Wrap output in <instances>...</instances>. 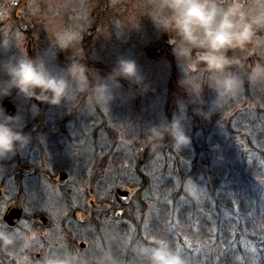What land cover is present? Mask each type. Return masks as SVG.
<instances>
[{
    "label": "trees",
    "instance_id": "1",
    "mask_svg": "<svg viewBox=\"0 0 264 264\" xmlns=\"http://www.w3.org/2000/svg\"><path fill=\"white\" fill-rule=\"evenodd\" d=\"M179 94V90L170 92L164 106V120L171 121L180 114L179 106H185L184 126L191 144L181 152L172 147L167 136L150 143L143 127L134 128L137 132L132 133L119 122L121 132L118 133L114 126L111 127L114 121L104 120L98 109L95 111L98 121L93 123L92 118L85 119L84 126L75 136L73 130L77 123L75 107L72 106L76 99L66 108V116L61 122L67 120L72 127L68 130L61 127L57 132L62 134V146L58 148L60 152L62 148L72 151L82 160L75 169L79 164L80 170L86 173L81 177L88 197L120 212L119 219L113 218V228L119 230L122 237L125 233H132L129 247H116L122 250L120 260L126 255L129 261H136L130 253V246L136 244L134 240H140L146 233L153 235L152 231L157 226L160 228L164 218L174 210L178 217L188 220V235L207 241L205 260L201 264H249L246 262L250 257L246 249L248 243L259 239L257 235L261 233L264 239V85L252 89L245 84L240 95L225 103L209 121L195 115V110L201 106L207 110L209 98L190 102L185 97L178 103L174 97ZM17 97L15 93L11 95L18 111H27L35 103H26L23 99L19 107ZM39 107L41 116L30 117L24 127L27 133V128L33 126L31 142L37 150H41L40 139H47L44 135L51 132L36 131V127L45 123L48 128L49 121L45 120L53 116L51 106ZM56 113L55 119L59 117L58 111ZM49 118L52 125L56 124L54 118ZM212 121H216L213 128ZM47 144H50L49 140ZM85 147H89L87 154ZM220 147L221 154L218 153ZM31 149L28 146L23 150L27 151L26 156ZM60 154L51 155L53 158L46 160L52 173L59 170L52 163L64 161L62 166L69 164L65 160L71 158ZM75 169L66 168L70 173ZM188 182L191 188L202 190L199 191L202 195L200 201L188 193ZM118 189H130L125 201L119 198ZM109 192L115 196L114 201H111ZM101 193L102 197H98ZM154 210L167 215L154 219ZM148 213L152 219L143 224L142 218ZM201 258L198 256L197 260Z\"/></svg>",
    "mask_w": 264,
    "mask_h": 264
},
{
    "label": "rangeland",
    "instance_id": "2",
    "mask_svg": "<svg viewBox=\"0 0 264 264\" xmlns=\"http://www.w3.org/2000/svg\"><path fill=\"white\" fill-rule=\"evenodd\" d=\"M20 1L22 0H0V8L9 6L11 8L9 17H13L12 13H16L18 5L21 3ZM27 2L29 7L28 10L32 14L29 18L38 23L37 27L40 25L45 27L44 33L41 34L40 40L36 41L35 38H32V42H29L22 37L23 35L18 33L17 29L10 27L11 22H9L7 26H5V24L0 25V61H6L8 57L17 56L19 54L18 50L26 49L27 54H31L30 57L39 55L43 57L50 69L59 70L60 68L66 67L71 60L67 61L66 57V59L62 61L59 52H56L57 49L52 46L55 43L56 35L62 32H72L76 33L77 38L81 40V34H85L86 31L87 35L92 28L93 32L90 41L92 46L89 50L88 47H86V55H90L91 60L89 68L98 72L101 76H105L112 70L118 59H131L136 62L141 73L146 78L145 82L150 86L146 95H136L134 99L127 100L123 103L117 100L109 109L96 107L94 110H90L86 105L87 93L77 91L76 100L75 98L73 99L75 103H73L72 106V108L75 107L77 123L73 130L75 136L78 135L77 132L84 126L85 119L92 118L94 120L93 123L96 122V109L99 110L104 120L114 121L111 123V127L114 126L118 133L121 132L119 122H122L128 130L135 133L137 131L134 128L138 129V127H143V129H145L144 132H146L148 127L159 125L165 121L164 106L166 100L170 97V92L173 93L179 90V96H172L174 97V101L178 103L185 97L188 98L190 102L192 99H194V101H200L205 97L209 98L210 101L213 99L214 94L208 89L205 81L199 76L193 74L188 78V82L184 87L179 85L182 74L172 55V46L168 44V39L167 41L163 39L166 34L158 32L151 18L147 16L150 12V0H105V7L103 9H101V0H27ZM94 11H96V15L93 14ZM0 20L2 22L5 20L4 14H1ZM21 38L22 41L19 42ZM76 40L73 41L75 46H70L73 49L77 48L76 44H80V40L77 42ZM1 41H3V46ZM27 48H31L29 49L31 52ZM13 49H15L16 54L9 55ZM147 49L154 52V56L151 59L146 55ZM258 58L259 57L254 55L247 60V63L250 64ZM83 63L85 62L83 61ZM89 79H91V77H89ZM121 83L123 85L121 90L122 93L127 94L129 89L128 82L121 81ZM250 88L253 89V87ZM17 98L19 102L18 105L17 103L16 105L20 107V102H22L23 98L20 96ZM24 101L28 103V101ZM70 104L67 106L61 105L52 107L50 113H53V116H48L45 120L47 122L49 121L48 128L45 123L36 127V131L50 130L51 132L44 135L47 139H40V143L42 144L41 150L35 149L31 142V144H29L32 148L31 153L26 156L25 151L19 152V157L16 158L20 160H17V162L14 160L16 166L20 165V163H27V166L22 168L27 178L24 187L26 189L29 187L31 190L28 194L27 201L36 203L37 205L42 204L41 202H46L45 204L47 205V200L44 198L53 199V201L56 202L55 199H59L60 195L67 190L65 189V184L67 183L68 186V181L69 187L75 190L74 197L78 193H83V195L86 194V191L83 190L84 185L81 177L82 174L85 175L86 173L82 171V169L80 170L79 164L75 169L78 162L82 163L81 159H78V157H73L71 159L67 158L65 161L69 164L64 166H62L64 161L52 163V166L56 169H60L61 167L68 169L74 167L75 169L74 172L70 173V176H68V179L62 187L56 185L55 181L58 179V175L56 172V175L52 173L46 163L47 158H53L51 155H61V152L63 156L69 154L68 150L65 148H62L63 150L60 152L58 146H62V134H58L57 132L61 127H65L67 130L72 127L68 121L63 124L60 122V119L64 120L66 108H69ZM56 111H58L59 115L57 119H55L57 115ZM19 112L23 115L25 124H28L30 122V117H32L29 109L27 111L19 109ZM49 117L54 118L56 124L52 125ZM214 123H216V121H212L210 124L213 125ZM214 126L215 125H213L212 128ZM32 129L33 127L28 128L27 134L32 133ZM95 129L94 127V130ZM48 140L50 144H47ZM67 149L69 148L67 147ZM88 149L89 147L84 148L86 154ZM47 151L49 152L47 153ZM218 151V153L221 154L222 148L220 147ZM82 152L83 151L80 150V153ZM36 167L38 172L35 171ZM51 173L54 174L52 177L50 175ZM34 181H39L40 184L36 185ZM189 183L190 182L186 184V187L189 188L187 189L188 193L195 200L200 201L202 195L199 191L202 190L197 191L194 187L191 188ZM124 190L125 189H121V191ZM126 191H130V189ZM102 195L101 193L98 197H102ZM109 195L111 201H114L115 196L110 192ZM119 198L122 199L121 201H125L126 199V197L122 196H119ZM41 199L42 201L40 202ZM95 202L94 200V203ZM95 204L97 205V203ZM101 204L102 203H98V205ZM60 205L59 202V209ZM77 206L79 210H82L81 213L84 214L83 210H86L85 203L80 201ZM181 206H183V204H181ZM50 211L53 212L52 209ZM66 212L67 211L64 209L63 213ZM119 214V211L109 209L105 213L92 215L87 223L84 221L82 214H80L78 220L73 219L72 222H68V224L63 220L64 216H62L60 220L49 216V225L45 229V241L35 238L32 241L31 248L35 249V251L43 248L44 254L48 255L52 252L59 253V246L64 243L66 247H71L72 251L77 252L81 256L82 264H94V258L103 251L111 252L115 264H140L139 259L132 251L133 245L130 246V253L135 256L136 261H129L126 255L120 260V257H122V250L119 248L116 249V247L122 246V249L129 247V242L133 239V236L132 233L129 232L123 234L122 237L120 236V231H116L113 228V218L119 219L115 217H119ZM153 214L154 219L163 214L167 215L166 212L161 214L160 212L156 213L155 210ZM142 219L143 224H145L152 218L148 213ZM164 219L165 222L163 225L160 228L157 226V228L152 231L154 232L153 235H148L146 233L140 240L135 239V245H137V243H143L148 246H153L156 240H164L169 245L171 243L173 249L179 250L181 254L189 260V264H201L205 260L204 249L207 250V241H201L193 235H188L187 232L190 227L188 220H183L182 217H178V213H174V210ZM43 221H45V219H43ZM65 224H67V226L63 227ZM183 224L186 228H184ZM156 225H158V223H156ZM60 231H62V233ZM34 232L35 231H32V233ZM65 232H69L70 236L67 237V233ZM261 234L257 235L259 239H253L246 247L249 252L248 255L250 254L249 261H246L249 264H264V239ZM198 256L202 257V261L201 259L197 260ZM238 264H241V262Z\"/></svg>",
    "mask_w": 264,
    "mask_h": 264
},
{
    "label": "clouds",
    "instance_id": "3",
    "mask_svg": "<svg viewBox=\"0 0 264 264\" xmlns=\"http://www.w3.org/2000/svg\"><path fill=\"white\" fill-rule=\"evenodd\" d=\"M147 16L158 32L168 36L182 74L179 85L184 87L194 74L214 94L207 110L201 106L195 115L208 120L225 103L237 98L245 84L264 85V0H150ZM76 39V33H58L52 46L65 51ZM18 52L17 56L0 61V100L15 93L26 101H35L29 108L33 118L40 115L39 105L67 106L77 91L87 93L86 105L90 110L109 109L117 100L123 103L149 91L145 76L131 59H118L112 70L101 76L74 52L76 59L59 70L50 69L39 55L30 57L26 49ZM254 55L259 58L247 63ZM121 81L129 84L127 94L121 91ZM179 108L180 114L171 121L147 128L150 143L167 136L177 152L190 146L191 139L184 126L185 106L181 104ZM24 127V117L19 111L9 114L0 106V160L29 146L32 137L24 132ZM3 214H0L3 225L0 249H10L18 243L30 247L35 233L20 234L16 227L2 222ZM132 251L140 264H189L179 250L164 240H156L153 246L137 243ZM41 264H82V259L77 252L67 250L45 255ZM94 264H115V260L110 251H103L94 258Z\"/></svg>",
    "mask_w": 264,
    "mask_h": 264
},
{
    "label": "flooded vegetation",
    "instance_id": "4",
    "mask_svg": "<svg viewBox=\"0 0 264 264\" xmlns=\"http://www.w3.org/2000/svg\"><path fill=\"white\" fill-rule=\"evenodd\" d=\"M20 2L21 3L18 5V9L16 13H12L13 17H9V13H11V8L9 6H4L0 8V17L1 14L5 15V20L3 22L0 20V25L5 24V26H7V24L11 22L10 27L17 29L18 33L20 35H23L22 37L27 39L29 42H32V38H35V40L38 41L41 39V34L44 33L45 27L41 25L37 27L38 23L34 20L32 21L29 18L32 16V14L28 10L29 7L27 0H22ZM95 12L96 11H94L93 13L94 15H96ZM92 32L93 31L91 28L87 33V35H86V31L85 34L83 33L81 34V40L80 38L79 39L77 38L76 42L80 40V44L78 45L76 44L77 46L76 49H73L72 47L68 48V50L65 51H59L57 49L56 52L57 51L59 52L60 59L64 61V59H66L67 57L66 60L67 61L71 60L70 62H72L73 60L72 56L65 55L64 52L67 53L69 51L70 52L77 51L76 53L83 57V61L89 68L91 64V60H90V55H86V47H88L89 50L90 47L92 46L90 43ZM163 39L167 41L168 36L165 35ZM21 41L22 38L19 40V42ZM2 42L3 41H1V44L3 46ZM70 46H75V45L72 43ZM27 49L29 50L31 48H27ZM29 51L31 52V50ZM12 54H16L15 49H13L9 55ZM30 55L31 54H29V56ZM146 55L151 59L154 56V52H152L150 49H147ZM0 57H1V49H0ZM75 95L77 96V92L75 93ZM4 102H9L14 109V114L17 113L16 107L14 106L15 103H13V101L11 100V96L3 100H0V106H2ZM45 109L46 108H44V110ZM39 116H41V113ZM62 121L63 120L60 119V122ZM29 135L31 137L34 136L33 132L30 133ZM35 136H37V134H35ZM26 152L27 151H25V153ZM68 152H69L68 154L69 158H73V157L76 158V156L72 151H68ZM17 156L18 154L14 156H9L4 160H0V214L5 213L3 214L2 222L6 223L10 228L16 227V229L20 234L27 235L29 233H32V231H35L34 232L35 238H39V240L45 241V234H46L45 229L49 225V219H48L49 216L58 220H60V218L64 216L63 220H65L68 224V222H72L73 219L78 220L80 218V214H82L84 221L87 223L89 222L92 215L105 213L107 212V210L110 209L109 205H107V208L104 209L103 211H98L94 207H92L91 204L94 203V200L88 197L89 195L87 194L88 192L87 188L84 189L82 188L83 190L86 191L87 195L86 194L83 195L82 192L78 191L82 194L78 193L74 197L75 190L69 187V181H68V186L67 183L65 184L66 186L65 189L67 190L63 192L62 195H60L59 199H55L56 202L53 201V199L44 198L45 200H47V205L50 208L45 204L46 202L44 203L41 202L42 199L40 200V202L42 203L40 205L27 201L28 194L31 192V190L29 187L28 189L24 187L27 178L26 175L24 174V170H22L23 167L27 166V163L25 162L23 165L16 166L14 164V160H16V162L17 160H20L16 158ZM35 171L38 172L37 167L35 168ZM56 173L58 175V179L55 181L56 185L62 187V185L68 179V176H70V172H68L66 168L63 167V169L57 170ZM60 174H65V175L61 177ZM34 183L36 185L40 184L39 181H34ZM58 201L61 204L60 209L58 207L59 206ZM80 201H83L86 205V210H83L84 214L81 213L82 210H79V207L77 206V204H79ZM51 209L53 210V212L50 211ZM64 209L67 211L66 213H63ZM43 219H45V221H43ZM67 224L63 225V227H66ZM2 226L3 225H0V227ZM60 232L62 233V231ZM65 233H67V237L70 236L69 232H65ZM59 247H60L59 253H63L64 251L67 250L72 251V248L69 246L66 247L64 243ZM34 251L35 249H32L31 246L28 248H24L21 243H18L15 247H12L10 249H0V264H41V260L45 256L43 252V248H40L35 252Z\"/></svg>",
    "mask_w": 264,
    "mask_h": 264
},
{
    "label": "water",
    "instance_id": "5",
    "mask_svg": "<svg viewBox=\"0 0 264 264\" xmlns=\"http://www.w3.org/2000/svg\"><path fill=\"white\" fill-rule=\"evenodd\" d=\"M100 3H101V9H103L105 7V0H101ZM74 53H76V52H74ZM65 55H70V56H72L73 59L76 58L73 55L72 52H67V53L65 52ZM2 107L5 108L9 114H14V109H13V107L11 106V104L9 102H4L2 104ZM63 175L64 174H60L61 177H63ZM116 192H117V194L119 196H122V197H127L131 193V192H128L126 190L121 191L119 189ZM91 206L94 207L98 211H103L104 209L107 208V205H101V206H99V205H96L95 203H92Z\"/></svg>",
    "mask_w": 264,
    "mask_h": 264
},
{
    "label": "bare ground",
    "instance_id": "6",
    "mask_svg": "<svg viewBox=\"0 0 264 264\" xmlns=\"http://www.w3.org/2000/svg\"><path fill=\"white\" fill-rule=\"evenodd\" d=\"M101 206V205H100ZM116 218H119L120 217V214H119V217L118 216H115Z\"/></svg>",
    "mask_w": 264,
    "mask_h": 264
}]
</instances>
